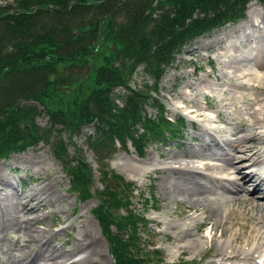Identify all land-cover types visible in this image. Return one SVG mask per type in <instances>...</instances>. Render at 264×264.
I'll return each instance as SVG.
<instances>
[{
  "label": "trees",
  "instance_id": "obj_1",
  "mask_svg": "<svg viewBox=\"0 0 264 264\" xmlns=\"http://www.w3.org/2000/svg\"><path fill=\"white\" fill-rule=\"evenodd\" d=\"M264 5V0H259ZM0 5V160L43 142L89 196L86 158L67 152L63 131L94 126L90 146L111 154L132 141L143 155L149 142L166 143L181 124L147 116L159 107L151 92L175 56L197 38L241 19L249 0H13ZM154 85L134 88L137 72ZM124 87L125 93L117 88ZM121 100V102H119ZM162 113V112H161ZM47 116L48 125L39 123ZM139 126L143 128L140 132ZM68 140L72 139L68 136ZM94 213L115 264H159L141 241V218L130 210L131 184L101 171ZM126 209L122 215L119 210ZM146 251V252H145Z\"/></svg>",
  "mask_w": 264,
  "mask_h": 264
},
{
  "label": "rangeland",
  "instance_id": "obj_2",
  "mask_svg": "<svg viewBox=\"0 0 264 264\" xmlns=\"http://www.w3.org/2000/svg\"><path fill=\"white\" fill-rule=\"evenodd\" d=\"M7 1L12 2L13 0ZM3 3H5L4 0H0V5ZM251 7L256 8L258 12L256 17H248L247 11ZM250 18L255 20V25ZM263 30L264 5L259 0H249L242 19L229 21L223 27L198 38L190 46L185 47L180 54H177L174 62L166 68L162 79L156 85L157 89L152 90L151 98L156 99L159 105L164 107L169 118L178 119L181 116L185 118L186 130L183 139L170 141L166 145L150 142L145 145L142 157L130 140L127 141L126 148L117 145L111 154L100 151L101 155H98L88 141L89 136L96 134L94 126L84 127L75 134L63 131V136L67 141V153L70 156H76L77 152L82 154L91 168V190L89 196L85 198L72 188L71 178L57 159L51 145L41 142L30 146L23 153L13 154L8 159L1 160L0 205L4 204L3 206L6 207L9 202L15 203V210L18 208L16 212L18 219L17 222L14 221L17 225L13 228L7 225L8 218L0 212L2 214H0V264L8 262L12 255L14 257L16 254L20 256L33 253L32 247L36 242L46 244V248L69 254L73 247L79 245V242L85 245L91 239L102 243L101 254L86 259L85 253L75 250L76 255L72 261L76 264H81V262L82 264H115L103 227L94 213L100 199L97 193L104 188L101 178L102 170L118 174L125 182L131 184L133 192L130 193V210L141 218L140 237L143 247L150 254L151 261L155 262L157 258H161L162 264H208L211 259H220L221 256L218 254L222 250L219 245L223 242L220 236L212 241L211 238L203 239L204 247L201 251L188 250L184 254L180 253L179 247L186 244V238L180 234L181 226L185 224L184 226L191 228L196 235L207 233L208 228L205 227L201 232H198L196 228L195 223L202 221L204 214L190 213L189 218L185 216V207L187 208L191 203L183 193L174 191V184L182 186L190 176L189 173L187 174L188 170L174 171L171 166L179 169V162L193 161L195 165L199 164L201 167L199 172L209 175L212 171L202 167V162H206V158L204 153H201V146L205 142V138L201 135L203 128L201 124H209V127L215 128L218 132V139L230 137L236 140L247 132L250 124L255 122L252 112L255 110L258 97L261 96L264 99V94L261 93L264 92V80L260 81V76L264 75V66L257 67L256 65L260 64V61L256 60L258 55L256 46ZM260 43L264 45V39H261ZM251 73L253 75L256 73L258 77L251 76ZM254 79L257 81L254 82ZM144 83L154 85L151 77L140 71L134 75L131 86L142 87ZM117 91L125 93L126 89L118 87ZM151 103H147L145 109L147 116L154 119L158 116V111ZM259 104L264 103L260 101ZM197 108L200 109L201 115L206 114L207 110L218 112L221 121L209 123V120L191 114V111ZM38 121L46 126L49 119L47 116H40ZM195 121L197 126L192 127ZM138 128L140 132L143 130L141 126ZM258 128V135L264 137V128L261 125ZM68 136L72 141L68 140ZM208 137L209 135H206V138ZM260 143L256 145L258 150L264 147V140ZM237 154L243 156L240 150ZM247 162L246 159L240 160L236 162L238 168L213 173H219V178L230 176L243 184L242 173L238 172L241 167H244L241 172L244 170L247 173L258 169L253 165L247 168ZM221 163L218 162V164ZM201 173L196 174L203 176ZM216 180H214L215 185L211 180L204 178L208 187L213 189L218 188V180ZM9 183L15 189L8 188L10 190L8 197L2 193ZM221 183L229 185L228 180L221 179ZM249 190L253 194L250 196L257 200L262 199L263 192L254 193L252 185H249ZM28 197H33V199L28 200ZM236 210L238 217L235 231L241 224L249 222L242 216L241 209ZM119 212L122 215L127 214L126 209H120ZM145 221L146 225H144ZM249 223L251 228L248 232L250 233L253 228H259L262 225L255 220ZM27 235H32L33 243ZM236 244L234 246H237ZM150 250H157L159 253L155 254ZM84 258L85 260L82 261ZM238 260L240 261V259L233 258L229 262L239 264Z\"/></svg>",
  "mask_w": 264,
  "mask_h": 264
},
{
  "label": "bare ground",
  "instance_id": "obj_3",
  "mask_svg": "<svg viewBox=\"0 0 264 264\" xmlns=\"http://www.w3.org/2000/svg\"><path fill=\"white\" fill-rule=\"evenodd\" d=\"M247 13H248V17H256L258 15L257 14L258 12H257L256 8H254V7H251L250 9H248ZM250 19H252V18H250ZM255 19L257 20V18H255ZM252 22L255 25L254 19H252ZM261 39H264V30L259 35V39L257 41L258 45L256 46L257 51H258V55H257L256 60L260 61V64H256L257 67H263L264 66V56H263L264 55V50H263L264 48L262 47L263 44L260 43ZM239 59H242V58H239ZM260 74L261 73H259V75ZM254 75H256V73ZM254 75L251 73V76H254ZM262 75H263V73H262ZM260 77H261L260 81L264 80V75L260 76ZM252 79L253 78L251 77V80ZM255 80L256 79H254V82H255ZM241 82H243V81H241ZM258 86H261V85H258ZM260 90H262V89H260ZM261 93L264 94V92H261ZM209 100H210V98H209ZM260 101L264 103V99H262L261 96L258 97V101L256 103V106L254 107V109H255L254 112L251 111L254 114L253 117L255 118V122L254 123L251 122L252 124L249 123L250 125L248 126L247 132L245 134L241 135L240 137L238 136L239 137L238 139L235 140V139L230 138V137H224L222 139H218L212 135H210L208 138L205 139L204 145L201 146L202 150L201 149L200 150H201L202 154L204 153V156L206 158V162L204 160H203L204 162H202V167L207 169L210 172L212 171L209 175H205V174H202L201 172H199V168L201 169V167L199 166V164L195 165V162H193V161L179 162L180 163L179 169H178V167L176 168L175 166H171V169L174 171L179 170V172H184V170H188L187 174L189 173L188 175L190 176L187 180H185V182L182 184V186H180L179 184H174V182H173L174 191L183 193L185 195V197L189 199L188 201L191 203L190 205L187 204L188 205L187 208L185 207V212H184L185 216L189 218L190 213H200V214L202 213V214H204V218L202 221L195 220V222L197 221L195 223L196 228H197L198 232H201L205 227L208 228L207 233L196 235V233L192 232L191 228L185 227L184 226L185 224L183 226H181V224H180V226L182 227V230L180 229L181 230L180 234L184 238H186V244L181 245L179 247L180 253L184 254L188 250L192 251V252L201 251L202 247H204L203 246V239L207 240V238H211V241H212V239L215 240L220 236L221 238H223V242L220 244V250H222V252L219 251L220 254H218V255L223 256V252H226L225 256L227 258H231V257L241 258L242 260H244L243 264H264V197L261 200H257L255 197L250 196L252 193H250V190H249V185H252L254 193H262V188L264 185V183H263L264 179L262 178L261 174L264 172V166H263L262 170H260L259 172H258V170H255V171L248 172V173L245 172L244 170L241 172V169L244 168V167H241V169L238 172L242 173L243 184H240L235 178H231L230 176L229 177L228 176L227 177H224V176L221 177L220 176L221 178H219V176H218L219 173H216V174L213 173L215 171L225 172V171L229 170L230 168H233V169L238 168L236 166V162L240 161V160H244V159H246L248 161L246 163V164H248L247 168L252 166V165H253V167L254 166L258 167L259 165H261L262 162H264V153H262L260 150L257 149L258 147H256V145L261 144L260 142L262 140H264L263 139L264 137L263 136H262L263 138L260 137L257 133V131L259 130V128H258L259 125H261V127L264 128V115H263L264 114V104L260 105L259 104ZM191 114L199 115L200 109L197 108V109L192 110ZM255 115H258V116L261 115L263 117H257ZM209 123H211V122H209ZM243 123L247 124L245 121H243ZM213 124H215V123H213ZM239 150L243 153V156L242 155L240 156L237 154V151H239ZM190 157H191V154H190ZM169 158H170V156H169ZM199 159H200V157H199ZM208 160H210L211 162H209ZM219 161L222 163L218 164ZM196 173H201L203 176L197 175ZM257 175H259L261 177L260 180L256 179ZM204 178L205 179L207 178V180H211L214 183H215L214 180L217 179L218 181L217 180L216 181L218 183V188L213 189L211 187H208L207 183L204 181ZM221 179L228 180L229 185L222 184ZM168 182L170 183V181H168ZM215 185H216V183H215ZM6 186H7V188L6 189L4 188V193H2V194L9 197L10 190L8 188H13V189H15V188L13 187V185L11 183H9V185H6ZM47 189H49V188L47 187ZM46 195H48V194H46ZM164 195L166 197V194H164ZM38 196H39V194H38ZM181 196H182V194H181ZM30 199L32 200L33 197H30V198L28 197V200H30ZM261 201H263V202H261ZM3 205L4 204L0 205V212L4 216H6V218H8L7 219L8 224L7 223L6 224L14 228V225L15 226L17 225L14 221H16L18 219L16 217V216H18V215H16L18 208L15 210V206H14L15 203L13 204V202L7 203L6 207ZM236 207L242 210V216L246 220H248L249 222H251L252 220L253 221L255 220L259 225L260 224H262V225L259 228H253L252 232L250 233V232H248V229L251 228V225L248 222L246 224H241V226H238L237 230L235 231L234 228L237 225L236 220L238 217L237 216L238 212L236 210L237 209ZM22 209H24V208H22ZM215 219L217 220L216 222H215ZM28 221H29V219H28ZM25 229H26V227H25ZM209 231L211 232L210 234H209ZM27 234H28V232H27ZM27 236H29L30 242L33 243L34 239H33L32 235H27ZM27 238L28 237H26V239ZM179 238H181V237H179ZM76 240H79V239H76ZM234 244H236L239 247L234 246ZM239 244H241V246ZM30 245H31V243H30ZM102 247H103V245L99 240L91 239L90 242L85 244V245L81 244V242H79V245L76 246L75 248L73 247V250L69 254H63V252L60 253L58 250H52L53 248L52 249L46 248V244L36 242V244H33V247H32L33 253L23 254L20 256H19V254H18V256H16L17 255L16 254L15 255L16 257L15 256L12 257L13 256L12 255L10 260L8 262L6 261L5 264H76L75 261H72L73 257L75 258V255H76L75 250H78L82 253H85L86 259H89V258H93V256L96 254H101ZM15 251H16V249H15ZM235 252H236V254H234ZM68 255H70V256L68 257ZM217 259L218 260H215V259L210 260V261L208 260L209 261L208 264H229L228 262H226L224 260V258H220V259L217 258ZM83 260H85V258L82 259V261ZM81 264H82V262H81Z\"/></svg>",
  "mask_w": 264,
  "mask_h": 264
}]
</instances>
